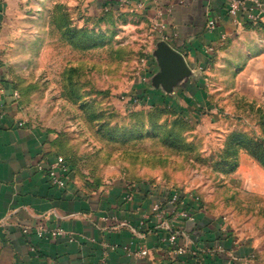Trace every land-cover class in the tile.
I'll return each instance as SVG.
<instances>
[{
    "label": "rangeland",
    "instance_id": "374dc122",
    "mask_svg": "<svg viewBox=\"0 0 264 264\" xmlns=\"http://www.w3.org/2000/svg\"><path fill=\"white\" fill-rule=\"evenodd\" d=\"M68 28L83 34L71 40ZM21 29L5 54L20 113L55 139L80 186L124 180L189 195L228 231L231 264H264V166L235 137L264 141V29L192 70L198 91L178 105L189 118L127 103L146 88L159 43L141 9L43 0Z\"/></svg>",
    "mask_w": 264,
    "mask_h": 264
},
{
    "label": "crops",
    "instance_id": "0c3cea01",
    "mask_svg": "<svg viewBox=\"0 0 264 264\" xmlns=\"http://www.w3.org/2000/svg\"><path fill=\"white\" fill-rule=\"evenodd\" d=\"M42 1L0 0V264H199V252L212 256L209 249H198L195 222L174 216L160 219L154 207L163 201V187L116 180L106 187L85 188L75 178L65 189L50 184L47 171L57 156L52 137L23 119L5 57L10 43L20 38L21 25L37 16ZM104 1L97 0V6L103 8ZM116 1L120 6L122 0ZM126 1L129 8L145 2L141 10L155 26L159 42L166 41L183 54L191 70L210 65L220 46L248 31L228 16L225 0H188L183 5L172 0ZM160 11L162 17L156 19ZM208 17L218 20L213 32L206 31ZM159 71L155 58L149 61L144 88L149 104L168 96L178 106L179 99L196 96L200 78L185 81L169 95L153 86L152 78ZM186 199L195 221L204 226L213 221L209 227L222 230L199 201L189 195ZM39 227L65 234L55 240L40 239L35 235ZM176 232L182 235L175 243L187 248L183 256L172 255L168 238ZM144 248L148 255L139 256ZM228 248L237 249L230 239L215 251L229 257Z\"/></svg>",
    "mask_w": 264,
    "mask_h": 264
},
{
    "label": "built area",
    "instance_id": "2783aa9c",
    "mask_svg": "<svg viewBox=\"0 0 264 264\" xmlns=\"http://www.w3.org/2000/svg\"><path fill=\"white\" fill-rule=\"evenodd\" d=\"M153 1L155 2L156 0ZM172 1H175L178 5H183L188 0ZM144 3L139 4L136 8L142 9L143 7H145ZM225 3L228 16L231 17L234 20L235 24H237L238 26L248 23L253 25L258 23L264 24V1L225 0ZM249 4L251 5L249 6ZM120 7L129 8L130 4L126 0H122L120 1ZM169 11H171V8H169ZM161 17L162 11L158 12V14L156 15V19H160ZM217 26L218 20L208 17L206 31L213 32L216 30ZM15 97H17V94H15ZM127 103L129 104L130 108L141 104V102L135 96L127 100ZM47 176L50 184L58 189H65L72 181L70 167L61 155H57L55 157V160L49 164ZM154 210L158 212V214L160 215V219L163 220L169 219L170 217L174 216L178 220H183L186 222H195V216L193 211L187 207V199H183V194L177 191H173L172 194L165 201L163 200L162 202L156 203ZM226 231L227 230L224 229L221 230L222 233ZM24 232L27 233L28 231L26 230ZM64 234L65 232L61 229L48 230L43 227H39L35 231V235L40 239L55 240L56 238L63 236ZM180 235L182 234L176 232L168 238L170 244L173 246L172 255L174 256H183L187 253V248L185 246H178L177 243H175L176 239ZM138 254L139 256L146 257L148 255V249L144 248L140 250Z\"/></svg>",
    "mask_w": 264,
    "mask_h": 264
},
{
    "label": "trees",
    "instance_id": "16d2710c",
    "mask_svg": "<svg viewBox=\"0 0 264 264\" xmlns=\"http://www.w3.org/2000/svg\"><path fill=\"white\" fill-rule=\"evenodd\" d=\"M117 3H118V1H116V0H105L104 4H103V8L110 14L115 13V12H120L122 7H120ZM244 27L246 29H253V28L264 29V24L258 23V24L253 25V24L248 23V24H245ZM66 33H69V37L71 40L76 41L79 39V33L83 34V30L68 28L66 30ZM197 88H199V81L196 83V90H197ZM147 94H148L147 89H142L140 91V94L135 95V97L138 98V100L142 104H147V103L149 104L150 102L147 99L148 98ZM162 98H163V100L161 102H154V103L150 104L152 109H154V110L155 109H157V110H170L171 109V106L173 105L172 98L168 97V96H162ZM175 107H176L177 111L173 110L174 112H178L179 114H182L183 116H186L187 118H189V114L185 110L179 108V106H175ZM112 135H113V133H110V136H112ZM235 137H236V140L238 141L239 145L242 146L243 148H245L246 151H248L262 166H264V141L260 140V138H258L257 141H254L253 138H249V137L247 138V136L244 134H238ZM55 143H56L55 139L51 138L50 144L53 147V149L55 150V153L57 155H61L66 160V162L68 163V165L70 167L71 178L72 179L75 178V174L73 173L74 168H73L71 161L66 156H63L55 148ZM126 183L128 185H131L128 182H126ZM140 185L150 186V184H147V183L140 184ZM94 187L98 188L99 186H94ZM163 192H165V193H162L165 195L163 198V200L165 201L172 194L173 190L166 189ZM185 198H186V195H183V199H185ZM199 206H200V208L203 209V205L201 203ZM211 224H213V221H212V223L207 224L205 226L202 225L201 222H197V221H195V223L193 224V229H194L195 234H196L195 243L197 242L196 244L198 246V249H200V250L209 249V253H213L212 256L204 257L203 252H199L202 255V260L198 263L199 264H201V263H203V264H231L230 259L225 254H220L219 252L215 251L219 245L223 244V242L227 241V239H230L228 231H226L224 233H222L221 230L215 231L213 228L211 229L209 227ZM226 251H230V249L228 248ZM233 264H238V262H234Z\"/></svg>",
    "mask_w": 264,
    "mask_h": 264
},
{
    "label": "water",
    "instance_id": "95a60500",
    "mask_svg": "<svg viewBox=\"0 0 264 264\" xmlns=\"http://www.w3.org/2000/svg\"><path fill=\"white\" fill-rule=\"evenodd\" d=\"M154 58L160 71L153 76L152 83L154 87H160L166 94H174L185 81L193 76L185 56L166 41L158 43Z\"/></svg>",
    "mask_w": 264,
    "mask_h": 264
}]
</instances>
